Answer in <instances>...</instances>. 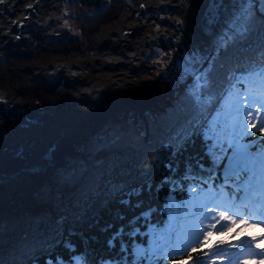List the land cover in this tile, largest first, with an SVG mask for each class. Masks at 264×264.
Listing matches in <instances>:
<instances>
[{
  "label": "snow or ice",
  "instance_id": "1",
  "mask_svg": "<svg viewBox=\"0 0 264 264\" xmlns=\"http://www.w3.org/2000/svg\"><path fill=\"white\" fill-rule=\"evenodd\" d=\"M224 7L223 0H208L205 27L212 36L211 46L203 53L186 54L175 65L180 73L176 79L191 83L179 109L183 119L160 145L161 151L179 154L194 143L193 136L200 138L211 162L208 169L199 165L201 172L209 173L202 180L207 188L191 184L188 199L177 203L174 191L182 185L169 180L173 189L166 197L165 226L150 225L148 246L132 243L130 258L101 259L98 264H167L169 260L172 264H264V139L245 142L254 131L264 138V0H231V10L222 17ZM170 74L171 70L165 72V79ZM159 160L155 157L153 166ZM222 164L223 183L214 184L213 174ZM192 172L189 163L181 179L187 180ZM139 191L134 188L131 195L138 196ZM150 215V209L140 213L145 220ZM256 226L258 235L244 234L246 228ZM129 229L130 237L140 232L134 221H129ZM124 231L118 229L107 245L112 247ZM230 248L238 251L229 252ZM128 249L121 244V252ZM185 255L187 259H182ZM0 264H5L2 257ZM47 264L95 262L85 254L68 261L57 256Z\"/></svg>",
  "mask_w": 264,
  "mask_h": 264
},
{
  "label": "trees",
  "instance_id": "2",
  "mask_svg": "<svg viewBox=\"0 0 264 264\" xmlns=\"http://www.w3.org/2000/svg\"><path fill=\"white\" fill-rule=\"evenodd\" d=\"M124 2L109 0L104 7L95 10L81 0H69L66 20L72 35H55L35 41L34 55L67 57L84 48L95 47L103 29L126 15ZM26 61V57L13 54L2 57L3 86L20 90L24 99L39 100L42 104L57 103L59 91L46 89L43 80L24 67ZM185 92L186 89L179 91L178 97L169 101L156 118L146 112L147 135L137 111L124 109L111 114L100 134L75 141L66 150L63 166L45 175L40 189L29 195L34 204H49L54 210L41 209L36 213L19 198L1 201L0 257L5 264L20 256L26 247L36 248L46 232L53 235L64 230L67 224L82 231H95V238L88 236V240L95 245L100 242L105 245L104 237L109 228H116L117 214L113 212L117 210L116 206L123 205L117 200L119 196L111 198L112 188L118 182L130 181V177L149 163L152 155L157 156L168 131L183 119L179 109L186 103ZM166 189L167 186L161 188L158 194ZM149 197L145 195L147 201ZM124 211L127 214L133 212L130 207ZM60 214L61 219L58 218Z\"/></svg>",
  "mask_w": 264,
  "mask_h": 264
},
{
  "label": "bare ground",
  "instance_id": "3",
  "mask_svg": "<svg viewBox=\"0 0 264 264\" xmlns=\"http://www.w3.org/2000/svg\"><path fill=\"white\" fill-rule=\"evenodd\" d=\"M63 1L2 0L0 2V53L8 48L22 47V44L27 43L36 31L41 30L42 34L50 31L52 20L57 18L54 7L61 6ZM136 3H138L136 12L139 13L147 7L148 16L139 18L134 13L126 23L110 30L108 51L102 56L89 60L77 58L67 60L66 63H46L38 67L41 72L54 78L64 77L67 81L73 82L69 102L74 99V102L78 103L79 116H70L66 121H62L59 127L56 126L55 117L57 116H51L48 121L36 127H34L35 122L26 119L0 129L8 138L12 149H15L17 143H24L27 136L32 135L31 133H40L43 137H51L48 142L50 154L57 158L62 156L67 142L82 132L83 120H93L92 128H94L103 121V117L110 108L122 104L125 97L134 96L126 99L128 103L142 107L156 103L157 100H163L162 94L166 87L136 77L133 70L142 64V57L147 52L149 44L155 43L159 37L173 41L168 37L179 30L178 26L183 25L187 14L196 17L198 21L196 26L204 30L197 28L198 35H209L205 27L208 0H136ZM223 3L225 7L221 10L222 16L229 13L231 0H223ZM205 5L206 8H204ZM43 6L52 13L44 12ZM43 24L45 26L42 28ZM172 83L177 84V82ZM10 103L16 104L4 91H0V107L8 105L10 113L20 115L22 106L15 104L9 106ZM25 106L34 114L39 109L37 104ZM54 113L57 114L58 111L54 110ZM63 118L64 114L61 113V119ZM46 124L50 125L48 129L45 128ZM26 127L27 130H25ZM24 145L30 146L28 143ZM38 172L37 167L34 172L33 170L24 171L23 178L27 180L29 175H35ZM10 179L9 176L4 179V186L0 187V197L2 194L11 193L13 183L9 181ZM35 212L38 213V210Z\"/></svg>",
  "mask_w": 264,
  "mask_h": 264
},
{
  "label": "rangeland",
  "instance_id": "4",
  "mask_svg": "<svg viewBox=\"0 0 264 264\" xmlns=\"http://www.w3.org/2000/svg\"><path fill=\"white\" fill-rule=\"evenodd\" d=\"M108 0H85V2L91 4L93 8L98 9V7H102L107 3ZM138 1V0H137ZM140 1V0H139ZM147 1V0H146ZM18 5L20 3H17ZM136 3V0H127L126 1V8L130 10L129 16L126 20H120L118 22H115L110 28H107L104 30V33H102L99 36L98 43L99 50L96 48L89 49V51H86V54L81 52L78 54V56L70 57V58H64L63 55H56L53 57L45 56L43 58L40 57H34L32 60H28L25 62V67L29 68L31 71L36 73L37 75L41 76L45 79L47 82V85L50 88H55L58 86L62 90V93L59 94L60 103L58 105L62 107H57L58 111L57 114L54 113V108L51 104H47L43 107V109H46L47 116L42 118L41 120L35 119V114L28 111V113H24L23 110L26 107L27 104L36 105L38 103L30 102L25 100L20 96V94L13 89L4 90L3 91L7 94L9 98L12 99V101L15 103H10L9 106L12 105H18L22 106L23 110H21L22 113L19 114H13L8 111V105H5L3 107H0V125L2 127L0 129H3L4 127L15 125L16 122H20L22 120L31 119L33 122H35L34 127H36L38 124H43L48 119L53 116L56 120V126L59 127V125H62V121H66L70 116H79V105L78 103L74 102V99L69 102V93L71 90V87L73 85V82L71 80H66L64 77L60 78H54L53 76L48 75L47 73H43L39 70V66H43L46 63H66L67 60H73L77 58H83V59H96L104 54V52L108 51V45H109V39H110V30L114 28L120 27V25L126 23L133 13L136 14L139 18H143L145 16H148L149 9L146 7L141 12L137 13L136 9L138 7ZM200 5L198 4V7ZM143 7V6H142ZM17 9V7H15ZM45 6H43L42 9H44ZM206 8V5L205 7ZM47 11V8L45 9ZM231 10V9H230ZM49 12V10L47 11ZM54 12L57 15L58 18L52 20V25L50 26V31L44 34L41 33V30L36 31L33 33V36L30 38L27 43L22 44V47L14 49V48H8L6 50L1 51V54H3L6 51L18 53L20 55H28L32 53V50L34 48L33 42L36 38H47L52 36L55 33H59L62 35L70 34V30L68 25L65 22V13L63 7H54ZM229 12V11H228ZM228 13L223 14V16H227ZM222 16V17H223ZM196 17L193 15H186V19H184V23L179 24L178 31H176L171 37L173 41H168L167 39H161L160 37L156 40L155 43L149 44L146 51L144 53V56L142 57V64L138 65L134 70L133 74L136 75V77L140 79H146L148 82L152 84H157L158 86L166 87L165 92L162 94L163 100H157L156 103L146 105L143 111L146 109L154 110L163 105L168 98L175 95V93L178 91L179 88L183 86H188L191 83V80H187L184 82H181L177 80L176 78L179 77L180 73L175 68V65L182 62V58L187 54L191 55L193 52L199 51L201 53L205 52L212 43V36L209 35H198L197 28H199L201 31H204L201 27L196 26L198 21H196ZM196 21V22H195ZM45 26L43 24L42 28ZM166 51V52H162ZM162 53H171V55H160V57H156V55ZM164 61L166 62V67L162 65L160 62ZM175 68V69H173ZM171 70L170 77L168 79H165L164 73L169 72ZM1 71H0V77H1ZM176 80L177 84H173L172 81ZM60 84V85H59ZM66 87H69L68 89ZM0 91L2 89L0 88ZM64 91V92H63ZM69 91V93H68ZM127 96V95H126ZM134 97V96H133ZM133 97H125L124 102L122 104L113 106L110 108V110L107 113H111L113 111L122 110L124 108H140L137 105L133 106L128 103L127 98H133ZM67 99V100H66ZM66 100V101H65ZM65 101V102H64ZM10 102V101H9ZM61 113L64 114V118L61 119ZM106 121L105 116L103 117V121L93 127V120L87 119L83 120L82 125V132L77 135V137L73 138L74 140L82 137L83 134H90L92 132L99 131V129L103 126L104 122ZM50 125L46 124L45 128L48 129ZM31 128V127H29ZM27 130V127L25 128ZM24 130V131H25ZM89 130V131H87ZM30 134V133H29ZM31 136H27V139H25L24 143H17L15 149H12L9 146V140L5 135L0 131V187L4 186V179L9 176L11 178L9 181L13 183L11 186V193H5L2 194L0 197V202L5 199H15L19 198L21 200L27 199V196L29 195L30 191L33 188H36L40 185V182L42 180V176L45 172H47L50 168H55L59 166L60 162L58 159L54 160V162H49V153H50V146H48L49 138L41 136L40 133H31ZM34 135V137H33ZM71 139V140H73ZM53 140V139H52ZM51 140V141H52ZM27 143L30 146L25 147L24 144L27 145ZM51 144V143H50ZM52 145V144H51ZM4 163V164H3ZM39 168V172L35 175H29L28 179L23 178V172H27L28 170L33 172L35 171V168ZM42 167V168H41ZM30 178V180H29ZM29 180V181H28ZM13 187V188H12ZM25 194V197L23 194ZM25 201V200H24ZM26 203V201H25Z\"/></svg>",
  "mask_w": 264,
  "mask_h": 264
},
{
  "label": "water",
  "instance_id": "5",
  "mask_svg": "<svg viewBox=\"0 0 264 264\" xmlns=\"http://www.w3.org/2000/svg\"><path fill=\"white\" fill-rule=\"evenodd\" d=\"M44 114H45V112H41V111H39V112L37 113V116H38V117H42Z\"/></svg>",
  "mask_w": 264,
  "mask_h": 264
}]
</instances>
